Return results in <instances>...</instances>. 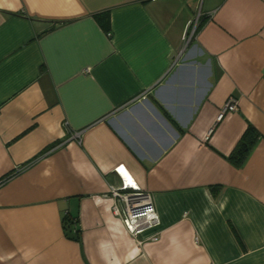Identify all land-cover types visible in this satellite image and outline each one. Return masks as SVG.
Wrapping results in <instances>:
<instances>
[{
    "label": "crops",
    "instance_id": "obj_1",
    "mask_svg": "<svg viewBox=\"0 0 264 264\" xmlns=\"http://www.w3.org/2000/svg\"><path fill=\"white\" fill-rule=\"evenodd\" d=\"M199 5L0 0V264H264V0H202L188 40ZM118 166L159 216L134 236Z\"/></svg>",
    "mask_w": 264,
    "mask_h": 264
},
{
    "label": "built area",
    "instance_id": "obj_2",
    "mask_svg": "<svg viewBox=\"0 0 264 264\" xmlns=\"http://www.w3.org/2000/svg\"><path fill=\"white\" fill-rule=\"evenodd\" d=\"M202 0H200L201 5ZM200 9H198L189 23V31L186 39H190L196 32L199 20ZM238 109L237 99L230 96L221 106L217 119L222 118L226 111H236ZM66 126V124H64ZM67 130V128H66ZM72 137H79L78 132H73ZM28 164L22 166H15L12 175L22 171ZM120 175L121 182L118 186L111 190L112 197L118 200L122 207L121 210L114 205L113 211L120 216L125 228L132 236L139 234L142 230L154 227L159 224V216L154 207L152 198L148 192L143 190L132 178L120 170L119 166L116 168ZM2 180H0L1 183Z\"/></svg>",
    "mask_w": 264,
    "mask_h": 264
},
{
    "label": "trees",
    "instance_id": "obj_3",
    "mask_svg": "<svg viewBox=\"0 0 264 264\" xmlns=\"http://www.w3.org/2000/svg\"><path fill=\"white\" fill-rule=\"evenodd\" d=\"M95 18L103 29L107 31L109 30L110 19H109V15L107 12L97 13L95 14ZM201 24H202V21H199L197 29L201 26ZM165 115L180 130V127L177 126V124L172 120V118L166 112H165ZM256 136H257L256 130L251 126H248L229 157L233 160L234 164L238 165L244 160L253 142L255 141ZM211 190L212 192H216L217 186L216 185L211 186ZM63 222H64V228H65L66 235L71 238H75V239L78 238L79 237L78 233L80 230H79V227L77 226L78 224L77 217L69 218L67 215H65L63 218ZM68 224H72V226Z\"/></svg>",
    "mask_w": 264,
    "mask_h": 264
},
{
    "label": "rangeland",
    "instance_id": "obj_4",
    "mask_svg": "<svg viewBox=\"0 0 264 264\" xmlns=\"http://www.w3.org/2000/svg\"><path fill=\"white\" fill-rule=\"evenodd\" d=\"M198 9H201V5H199Z\"/></svg>",
    "mask_w": 264,
    "mask_h": 264
}]
</instances>
